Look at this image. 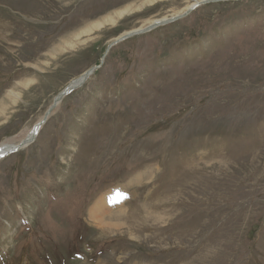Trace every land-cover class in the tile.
<instances>
[{"label": "rangeland", "instance_id": "rangeland-1", "mask_svg": "<svg viewBox=\"0 0 264 264\" xmlns=\"http://www.w3.org/2000/svg\"><path fill=\"white\" fill-rule=\"evenodd\" d=\"M196 1L0 0V144L106 55L0 162V264H264V0L108 51Z\"/></svg>", "mask_w": 264, "mask_h": 264}, {"label": "bare ground", "instance_id": "bare-ground-1", "mask_svg": "<svg viewBox=\"0 0 264 264\" xmlns=\"http://www.w3.org/2000/svg\"><path fill=\"white\" fill-rule=\"evenodd\" d=\"M211 0H198L196 2H193L191 4H189L185 9H183L180 12H177L171 16H165V17H161V18H156L150 22H148L147 24H144L142 26H140L139 28H135L131 31L125 32L123 35H121L120 37H117L114 39V43L112 42V45H116L119 44V41L122 37L124 36H128L129 34H133V33H137V32H143L146 28L154 25V24H158V23H162V22H166L172 19H175L178 16H185L184 18H186L190 13H192L191 10H193L194 8L199 7V4H206L207 2H210ZM202 5V6H203ZM201 6V5H200ZM125 13H127L126 11L121 12L120 13V17H122L123 15H125ZM183 17L179 20L184 19ZM178 20V21H179ZM110 22H113V20H110ZM176 22V21H175ZM174 23V22H173ZM100 27V26H97ZM144 34H140L138 36H142ZM111 46V44H110ZM92 70H94V67L89 70H87L85 73L77 76L76 78H74L71 83H69L68 85H66L64 87V89L61 91L63 92L68 86L70 87H76L85 77V75L89 72H91ZM78 90V89H77ZM60 92V93H61ZM59 93V94H60ZM57 98V97H56ZM64 99V98H63ZM63 99H61L58 102V106L56 108H58ZM54 104V103H53ZM53 104L50 106V108L53 106ZM50 108L47 110L46 114L39 120L38 123H36L31 129H26L24 131H22L20 134H18L15 137L9 138L7 141H3L0 144V162L5 159L6 157L10 156L15 150H17L19 147H21L22 145L26 144L23 148L27 147L28 145H30L35 139L37 140L38 135L40 134V132L42 131V129L44 128V126L46 125L45 122L47 121V119H49V110ZM54 113V112H53ZM45 124V125H43ZM36 142V141H35ZM34 142V143H35ZM23 151V150H22ZM117 196L116 192H112L110 194H106L100 201H98V203L96 204V206L94 207L93 213H94V217H97L99 215V213L102 211V209L106 208L107 206L109 207L110 205L113 204V201L115 200ZM120 197V196H119ZM117 197V198H119Z\"/></svg>", "mask_w": 264, "mask_h": 264}, {"label": "water", "instance_id": "water-1", "mask_svg": "<svg viewBox=\"0 0 264 264\" xmlns=\"http://www.w3.org/2000/svg\"><path fill=\"white\" fill-rule=\"evenodd\" d=\"M220 1H225V0H211L210 2H207V3H215V2H220ZM200 5H203V4H199L198 6H200ZM194 9H195V8H194ZM191 11H192V10H191ZM182 17L184 18L185 16H178V17H176L175 19H172V20H169V21H166V22H162V23H158V24H154V25H152V26L146 28L143 32L141 31V32H137V33L129 34L128 36H125V37H123L122 39H128V38L133 37V36H136V35H140V34H143V33H148V32L152 31L153 29H155V28H157V27H159V26L166 25V24H168V23H172V22L178 21V20L181 19ZM112 46H113V45L109 46L108 51L111 49ZM79 85H81V82H80V83L77 85V87H75L73 90H75L76 88H78ZM73 90H68L67 93L72 92Z\"/></svg>", "mask_w": 264, "mask_h": 264}]
</instances>
